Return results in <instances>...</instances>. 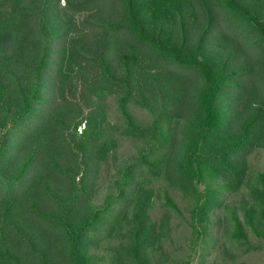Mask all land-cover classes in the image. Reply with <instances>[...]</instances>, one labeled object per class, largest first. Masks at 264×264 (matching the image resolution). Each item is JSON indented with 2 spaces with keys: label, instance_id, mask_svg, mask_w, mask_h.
I'll return each instance as SVG.
<instances>
[{
  "label": "trees",
  "instance_id": "1",
  "mask_svg": "<svg viewBox=\"0 0 264 264\" xmlns=\"http://www.w3.org/2000/svg\"><path fill=\"white\" fill-rule=\"evenodd\" d=\"M105 91L122 121L106 122ZM133 102L153 123L135 122ZM175 117L188 123L177 153L164 130ZM114 132L149 150L118 171L102 207L88 208L90 174L117 145ZM254 144L264 147V0H0V264H90L87 233L123 220L116 253L148 264L144 173L196 193L190 224L202 237L223 189L243 184ZM207 174L219 189L196 188ZM258 182L250 208L264 214V172ZM128 193L127 211L114 212Z\"/></svg>",
  "mask_w": 264,
  "mask_h": 264
},
{
  "label": "rangeland",
  "instance_id": "2",
  "mask_svg": "<svg viewBox=\"0 0 264 264\" xmlns=\"http://www.w3.org/2000/svg\"><path fill=\"white\" fill-rule=\"evenodd\" d=\"M60 1L62 4L63 0ZM116 97L115 93L104 92L102 108L107 123L122 121ZM127 111L138 125L153 123L155 118L134 102L127 104ZM186 124L187 121L180 117L172 118L170 123L164 124V130L171 135L170 143L175 153L183 148L182 134ZM83 127V124L79 126L78 132ZM114 136L118 138L117 145L109 150L90 174L93 177L92 183L85 195L88 208L102 207L110 191L114 190L118 171L125 169L127 164L136 161L143 152L149 150L150 145L143 137H120L118 132H114ZM244 157L247 172L243 184L235 191L226 192L223 189L220 198L222 204L211 213L208 234L198 238L190 224V210L197 197L196 193L183 190L177 184L150 172L144 173L149 180L147 185L153 190L148 218L155 227L153 243L146 249L148 264H264V214L260 208H250L255 203L251 190L260 187L259 175L264 172V147L254 144L244 151ZM207 177L210 179L196 181V188L202 191L208 183L219 189L221 179L213 174H207ZM127 196L129 193L125 196L126 200L124 198L115 204L114 212L118 209L124 213L127 211ZM248 209L253 213L249 223L244 214ZM234 218L243 225L246 241L236 237L238 233ZM123 221L117 224L112 233L90 229L84 241L90 264H130L116 253L119 244L126 241L124 235L128 225ZM104 222L105 216L101 223ZM102 224L96 225L102 228Z\"/></svg>",
  "mask_w": 264,
  "mask_h": 264
}]
</instances>
